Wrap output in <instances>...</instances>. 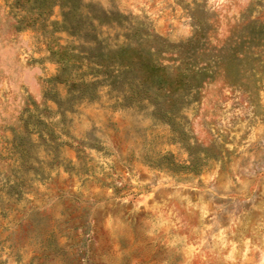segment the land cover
Here are the masks:
<instances>
[{"label": "rangeland", "instance_id": "1", "mask_svg": "<svg viewBox=\"0 0 264 264\" xmlns=\"http://www.w3.org/2000/svg\"><path fill=\"white\" fill-rule=\"evenodd\" d=\"M13 1L0 264H264V0H51L41 17ZM135 30L173 54L194 39L209 76L194 102L89 86L86 59Z\"/></svg>", "mask_w": 264, "mask_h": 264}, {"label": "trees", "instance_id": "2", "mask_svg": "<svg viewBox=\"0 0 264 264\" xmlns=\"http://www.w3.org/2000/svg\"><path fill=\"white\" fill-rule=\"evenodd\" d=\"M13 2L15 8H20L21 0ZM33 3L41 17L51 0H33ZM125 39L124 44L98 51L91 59H86L94 79L90 87L101 85L102 77L105 87L119 95L116 99L125 104L130 101L127 105L137 99L138 102L151 101L157 109L163 102L173 110L195 101L209 76L207 65L200 64L195 56L199 48L194 39L174 46L182 49L174 54L168 53L173 46L157 36L150 40L147 35L143 39L135 30Z\"/></svg>", "mask_w": 264, "mask_h": 264}]
</instances>
